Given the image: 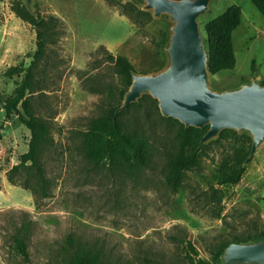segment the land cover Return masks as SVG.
<instances>
[{
	"label": "rangeland",
	"instance_id": "374dc122",
	"mask_svg": "<svg viewBox=\"0 0 264 264\" xmlns=\"http://www.w3.org/2000/svg\"><path fill=\"white\" fill-rule=\"evenodd\" d=\"M18 1L23 3L0 0V264H21L13 237L22 225L29 228L32 264H62L61 247L69 234L100 246L104 264H188L187 242L197 252L191 255L195 264H221L210 253L218 241L264 231V144L243 163L238 184H219L226 166L250 149L251 138L244 133L230 130L201 146L198 165L172 191L165 174L168 157L178 150V125L145 95L119 121L143 143L147 165L129 175L87 158V124L102 113L110 93L113 105L121 104L120 80L103 49L126 57L138 73L156 72L165 64L170 22L166 15H144L143 0H33L34 12L61 22L34 70L31 93L36 114L50 127L51 143L43 155L48 196L34 195L29 169L10 173L27 151L30 134L16 112L5 115L3 100L24 77L7 74L27 68L36 50L35 28L15 15ZM232 5L241 9L232 33L235 66L211 75L215 90L252 79L260 83L264 77V18L250 0H210L197 19L205 48V24ZM212 188L222 194L219 203L211 197Z\"/></svg>",
	"mask_w": 264,
	"mask_h": 264
},
{
	"label": "trees",
	"instance_id": "16d2710c",
	"mask_svg": "<svg viewBox=\"0 0 264 264\" xmlns=\"http://www.w3.org/2000/svg\"><path fill=\"white\" fill-rule=\"evenodd\" d=\"M106 1L112 3L114 0ZM250 2L264 18V0H250ZM129 5L130 3H126L122 7L125 8ZM14 12L18 18L35 28L36 50L27 68L20 66L19 68L11 69L7 74L8 76H13L24 73V77L15 88L13 94L3 100L5 115L9 116L12 112H16L21 124L25 126L30 134L27 151L20 155L19 163L11 169L10 173L20 172L21 168L29 169L30 172L28 173H30L37 186L34 195L39 194L42 197H47L50 183L46 177L43 155L51 143L50 127L45 119L36 114L31 101V93L34 92V70L45 57L48 41H54L52 37L59 34L61 22L54 16H43L37 11L29 13L21 2L14 8ZM124 13L131 17L126 10H124ZM149 14L144 12L146 16H149ZM240 19V7L232 5L217 18L205 24L207 68L211 75L234 68L235 56L232 33L240 25ZM103 52L106 59L111 62L115 75L120 80L118 100L122 101L125 92L131 84V73L135 69L126 57L122 55L114 56L104 49ZM253 73L254 66H252ZM260 83L264 85V77ZM145 97L147 96H143L141 99ZM112 98L113 93L104 98V110L98 117L91 119L87 124L85 154L96 166L106 165L109 168H123L129 175H133L141 166L147 165L146 154L141 140L125 131L119 121V117L127 110L118 113L114 117V112L118 106L113 105L111 102ZM133 105L136 104L134 103ZM18 106H20L21 110H18ZM167 120L173 121L178 125V150L167 159L168 170L165 174V180L172 188V191H177L179 182L185 172L199 163L200 152L204 147H199V142L207 131L208 126L203 129L185 128L177 120L172 118H167ZM227 131L230 130H223L220 136H223ZM248 153L249 151H246L244 154L235 157L231 165L226 166L219 181L220 185H236L239 183L245 171L243 163L246 161ZM211 197L219 203L222 194H218V189L212 188ZM28 232V226L22 225L13 237L14 249L22 259L21 264H32L26 243ZM263 237L264 231L260 232L257 230L236 234L231 239L218 241L210 253L213 260L218 263L224 248L228 244L257 240ZM186 248L188 251V256H186L189 261L188 264H195L191 256H197L195 248L190 242H187ZM61 253L63 256L62 264H104L105 260L100 246L82 242L76 239L73 234L65 237ZM181 264H185V262ZM196 264L208 263L198 260Z\"/></svg>",
	"mask_w": 264,
	"mask_h": 264
},
{
	"label": "water",
	"instance_id": "95a60500",
	"mask_svg": "<svg viewBox=\"0 0 264 264\" xmlns=\"http://www.w3.org/2000/svg\"><path fill=\"white\" fill-rule=\"evenodd\" d=\"M34 13L33 0H22ZM141 10L158 19L166 15L169 37L163 46L165 64L156 72L131 73V84L114 117L143 96L156 100L160 114L185 128L203 129L199 147L233 130L251 138L246 161L264 144V85L256 79L227 90L211 86L207 51L197 19L208 9L210 0H143ZM221 264H264V237L228 244Z\"/></svg>",
	"mask_w": 264,
	"mask_h": 264
}]
</instances>
